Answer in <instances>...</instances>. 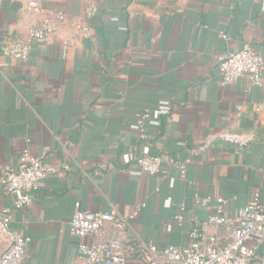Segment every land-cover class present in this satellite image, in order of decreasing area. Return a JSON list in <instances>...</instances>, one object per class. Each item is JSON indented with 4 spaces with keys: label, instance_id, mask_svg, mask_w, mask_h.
Returning <instances> with one entry per match:
<instances>
[{
    "label": "crops",
    "instance_id": "obj_1",
    "mask_svg": "<svg viewBox=\"0 0 264 264\" xmlns=\"http://www.w3.org/2000/svg\"><path fill=\"white\" fill-rule=\"evenodd\" d=\"M40 3L74 16L93 5L96 13L90 38L67 29L34 43L26 61L0 55V174L24 149L60 169L21 210L0 184V208L11 209L12 228L30 239L24 264H80V240L68 232L77 202L93 213L114 209L125 221L121 229L105 227L103 239L121 244L126 264H143L135 251L148 242L188 244L218 197L231 215L254 193L264 205L260 91L245 76L222 85L218 70L219 57L246 43L264 57V0ZM39 17L27 0H0V46ZM141 112L151 117L144 140L136 126ZM219 131L255 140L244 148L215 141L196 152ZM144 153L164 157V176L133 165ZM178 162H188L183 179L172 164ZM202 230L221 245L229 240L225 228Z\"/></svg>",
    "mask_w": 264,
    "mask_h": 264
},
{
    "label": "built area",
    "instance_id": "obj_2",
    "mask_svg": "<svg viewBox=\"0 0 264 264\" xmlns=\"http://www.w3.org/2000/svg\"><path fill=\"white\" fill-rule=\"evenodd\" d=\"M27 7L40 17L24 35L9 38L0 46V55L3 58L26 61L34 43H47L52 35L63 30L68 29L82 38H90L93 35L89 24V19L96 13L93 5L88 6L83 14L78 16L62 11H47L42 7L40 0H27ZM218 70L222 77L221 83L226 86L234 83L239 77H247L250 84L260 91L261 101L255 110L264 111V57L249 43L235 52L219 57ZM150 119V115L145 112L136 114V126L142 140L145 139V124ZM254 140L252 133L219 131L210 134L196 152L205 151L215 141L244 148ZM164 161L163 156L148 153L132 159L133 165L149 177H162L166 174L162 168ZM187 163H172L179 171L181 179L185 177ZM63 168L68 169L67 166ZM59 171L58 167L46 164L43 155H32L28 149H24L15 165L2 169L0 184L11 197L12 208L21 210L31 204L32 196L41 183L56 176ZM226 204L223 198L216 199L215 213L208 216L201 227L190 231L188 244H170L159 248L148 242L135 251L137 259L143 264H264V205L260 203L258 193H254L247 205L233 215L225 212ZM142 206H138L128 219H134ZM182 220L180 211L176 221L181 223ZM11 222V209L0 208V264H24L30 239L15 231ZM108 225L121 229L125 221L118 218L114 209L93 213L83 210L79 202L75 203L68 232L70 236L80 240V264H126L121 244L118 241L103 239L105 227ZM205 227L213 230L225 228L229 233V240L221 245L215 233H203L202 229Z\"/></svg>",
    "mask_w": 264,
    "mask_h": 264
}]
</instances>
